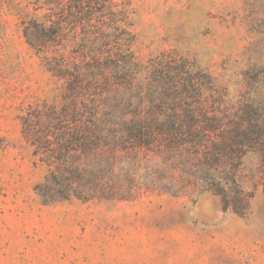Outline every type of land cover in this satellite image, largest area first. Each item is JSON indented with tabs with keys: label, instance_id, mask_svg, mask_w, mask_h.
Masks as SVG:
<instances>
[{
	"label": "rangeland",
	"instance_id": "obj_1",
	"mask_svg": "<svg viewBox=\"0 0 264 264\" xmlns=\"http://www.w3.org/2000/svg\"><path fill=\"white\" fill-rule=\"evenodd\" d=\"M124 1L141 67L167 54L209 75L205 105L227 129L213 141L247 145L236 186L220 167L193 178L204 167L184 163L185 147L162 153L155 143L148 170L166 192L42 204L34 187L47 168L24 140L20 117L58 104L64 86L23 36L42 1L0 0V264H264V151H254L264 145V0Z\"/></svg>",
	"mask_w": 264,
	"mask_h": 264
},
{
	"label": "trees",
	"instance_id": "obj_2",
	"mask_svg": "<svg viewBox=\"0 0 264 264\" xmlns=\"http://www.w3.org/2000/svg\"><path fill=\"white\" fill-rule=\"evenodd\" d=\"M41 1L43 14L23 23V36L64 86L58 104L30 106L20 117L24 140L47 168L34 187L42 204L127 200L141 188L166 192L148 170L155 143L162 153L185 147L184 163L204 167L193 178L214 177L220 167L236 186L240 148L247 145L213 141L227 129L205 105L209 75L167 54L141 67L124 0ZM207 187L224 205L221 189Z\"/></svg>",
	"mask_w": 264,
	"mask_h": 264
}]
</instances>
